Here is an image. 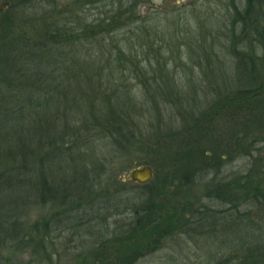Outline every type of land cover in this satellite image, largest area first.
I'll return each mask as SVG.
<instances>
[{
    "label": "rangeland",
    "instance_id": "obj_1",
    "mask_svg": "<svg viewBox=\"0 0 264 264\" xmlns=\"http://www.w3.org/2000/svg\"><path fill=\"white\" fill-rule=\"evenodd\" d=\"M109 17L115 18L113 23H107ZM100 20L105 21L101 34L93 35ZM63 27L70 43L62 45L66 38L61 36L60 42L53 41L67 54L60 68L64 74L61 85L79 96L90 93L89 86L99 88L98 82L105 83L104 92L95 91L99 102L93 100L86 107L93 110L89 119L78 120L77 133L68 143L65 155L71 152L79 157L74 167H68L78 175L70 173L68 179L76 181L73 187L77 191L90 185L97 192L104 191L108 205L98 208L96 229L75 231L63 229L66 223H55L56 215L64 216L66 208L54 207L50 199L45 206L37 204L35 194H29L23 198L27 205L23 202L21 206L19 196L5 195L10 197L5 201L3 193L0 205L12 216L4 218L0 213V264H264V208L257 206V199L249 193L253 199L241 208L240 230L225 222V227L223 223L203 234L190 232L192 191L189 183L175 184V170L171 169L178 144L184 148L182 153L189 151L187 159L192 162L201 145L195 141L202 143L207 136L208 141L209 112L242 129L243 185L246 177L255 178L257 170L264 169V106L261 114L253 116L254 108L245 113L242 105L249 73V82L256 80L254 74L263 79L264 1L0 0V43L41 41ZM173 33L175 46L168 50L163 41ZM242 68L247 76L239 74ZM79 71L87 73L81 78ZM103 98L111 100L106 101L109 107ZM259 101L264 102V97ZM99 107L112 111V117L101 122L103 118L96 115ZM116 120L121 125L117 124L118 130L112 128ZM103 123L100 130L98 125ZM220 126L222 134L225 130V135H230L229 127ZM239 127L234 129L239 132ZM120 129L127 135L132 131L128 144L120 137ZM123 140L124 147L118 149L116 145ZM214 145L208 141L213 158L219 159L223 151ZM144 166L154 170L149 183L123 181L129 172ZM57 171L60 173L50 187L64 179L61 165ZM247 188L243 190L244 202ZM136 211L144 232H149L147 214L150 221L158 219L162 228L171 232L157 242L143 232L140 239L117 243L115 238L129 230L127 224ZM14 219L31 231L36 225L46 231L33 240L19 232L13 235ZM3 220L5 225H1ZM47 230L51 235H46ZM21 238L28 241L21 242Z\"/></svg>",
    "mask_w": 264,
    "mask_h": 264
},
{
    "label": "trees",
    "instance_id": "obj_2",
    "mask_svg": "<svg viewBox=\"0 0 264 264\" xmlns=\"http://www.w3.org/2000/svg\"><path fill=\"white\" fill-rule=\"evenodd\" d=\"M131 15H134V11L132 13L130 12V19L132 18ZM113 19L112 17L106 18L108 21L107 23H113ZM103 22L105 21L100 20L97 22L92 32L93 35L101 34L100 31H102V29L100 26ZM89 26L90 25H87L84 28L88 29ZM66 29L65 27L56 28L57 31L53 35L44 36L40 39L41 41L31 42L26 40L20 44L15 41L5 44L0 43V186L2 185V190L0 188V195L4 193L5 201H10V197L5 195L13 194L19 196L21 206L23 202V206L27 205L23 198H27L29 194H35V201L37 204H46L45 206H47L48 199H50V203L52 205L54 204V207L58 204L66 208L64 216L60 214L56 215V217H58V220L55 221L56 224L62 223L63 226V223H66L63 229L67 230L90 231L97 228V210L98 208L103 210V208L108 205V196L104 197L103 194L106 193L102 190L97 192L96 189L92 188V185L87 188H79L77 191V189H75L76 187H73L77 185L76 181L68 179L70 177L69 174L72 172L68 167L72 166V164H74V167L75 164L78 163L79 157H77L75 153L71 154V152L68 156L65 154L70 149H68V143L73 141L77 133V123L81 118L84 122L87 121L91 112H93L91 108L88 110L86 107L93 102V100H97L94 98L95 91L104 92L102 86L105 83L98 82L100 85L99 88L89 86L90 93H83V95L79 96L73 95L70 91L72 88L66 89L61 85L60 80L64 77V74H61L60 68L66 63L64 58L67 54L63 52V50H60L59 42L61 40H59V38L60 36L61 38H66ZM173 35L174 36L169 38L167 37V39L164 38L163 42L168 44V46L166 45L168 50H173L175 46V44L172 43L175 41V33H173ZM55 40L59 42L53 44ZM70 40L71 39L67 37L65 40L61 41L62 45H68ZM120 56L124 55L120 53ZM121 58L122 57L118 60V64L122 62ZM242 69L244 70L245 68ZM69 72L70 71H65V73ZM79 72L81 78L87 73L86 71ZM247 73L246 70L239 72L242 76H247ZM111 74L114 75L113 73ZM254 76L256 77L255 81L259 80V85L257 84L258 86L255 89H249V87L255 83V81L250 80L251 83L254 82L250 84L249 77L251 79V73H249L243 87L246 89L242 90V96L245 100V102H242V105L243 112H253L254 108L255 112L253 116H257L261 114V110L264 106V102L259 101L264 97V74H261L263 79H259L256 74H254ZM114 78L115 76H113V79ZM106 83H108V81ZM167 84H169V82L166 83V85ZM102 100L106 104L108 103L106 101H111L106 98ZM71 101L73 103L69 104ZM96 102L99 101L97 100ZM109 103L107 107H109ZM45 113L47 116H45ZM97 114L99 117L103 118L101 122H105L106 119L109 120V115L110 117L113 115L112 111L103 110L100 107L96 110V115ZM99 117L96 119H99ZM113 123L112 128L114 130H118L117 124L121 128L119 120ZM87 124L89 128V122ZM104 125V123L99 124L98 128L102 130ZM106 126L109 127L107 123ZM90 130L92 129H89V131ZM119 131L123 132V134H120V137L128 144L132 136V131L129 135H127V133L125 134V130L120 129ZM45 132H47V137ZM80 134L81 132H79V138ZM108 135L112 136L111 133ZM124 140L118 142V145H116L118 149L124 147ZM94 142L95 139L92 143L93 145ZM92 144H90V146ZM71 150H73V148ZM179 150L181 151V167L183 170L187 171L190 168L188 166V159L190 158L189 151L185 149V153H182L184 150L182 146ZM176 151L177 150H175V152ZM83 156L85 157L86 155ZM184 162H186V164H183ZM60 165L62 170L64 169V174L61 173L60 176L64 177V179H57L55 182L56 185L53 184L54 186L50 187L49 183L51 180L53 183V178L58 176L56 174L60 173V171L59 173L57 171ZM173 168L174 164L171 169ZM71 175L75 176L78 174L75 171V173H71ZM185 176H187V174ZM85 177H87V174H85ZM246 182L245 185H243L244 183L242 184V204L244 205L245 203V205H247L249 201L253 199L252 196L249 195L250 193L257 199V206L259 208H264V169H258L255 178L246 177ZM71 187L74 189L73 194L70 192ZM245 188L248 189L245 195L248 198H245L244 202L243 190ZM87 198L94 199L96 203L91 204L90 200ZM102 201H104V203L100 205ZM146 212L148 213V211ZM0 213L4 218H8L10 217L9 215H11V212L1 205ZM139 213L140 212L137 211L134 212L133 220L127 224L129 230L125 231V235L122 237L115 238V241H118L117 243L137 240L140 239V235H144L141 234L144 232L143 220L137 219ZM147 215L148 217H145V221L149 219L147 223L149 227L147 230H149V232L144 233L154 242L161 241L163 238L165 239L167 234L171 231L162 228L161 222L158 219L150 221L151 215ZM3 224L5 225L4 220L1 221V225ZM44 226L48 228L47 224ZM42 231L46 230H41L38 225L31 231L26 225L20 223L19 220L14 219V221H11V232L13 235L19 232L23 237L26 238V235H28V237L33 240L34 236H39ZM55 231L57 230H54V232ZM46 235H51L50 231L47 230ZM22 239L23 238L20 240L21 242L28 241L27 239ZM45 239H47V236L44 240ZM109 250L110 249L107 248L105 253L109 254ZM117 263L119 262H116V264Z\"/></svg>",
    "mask_w": 264,
    "mask_h": 264
},
{
    "label": "flooded vegetation",
    "instance_id": "obj_3",
    "mask_svg": "<svg viewBox=\"0 0 264 264\" xmlns=\"http://www.w3.org/2000/svg\"><path fill=\"white\" fill-rule=\"evenodd\" d=\"M208 126L211 133L209 142L215 143L223 151L219 159L213 158L208 148L207 138L201 144L198 153H194L193 161L188 162L190 167L187 171L181 167V155L178 147L176 148L175 184L184 185L189 183L192 197L189 202L190 214L189 224L190 232L213 231L212 228H219L224 223H232L231 227H237L238 230L243 225L240 223L242 218L241 208L242 198V160H243V133L242 129L236 123L221 120L222 116L209 112ZM217 118V121L215 119ZM229 127L230 135L222 134L221 126ZM222 127V128H223ZM239 127V132L234 129ZM185 129V128H184ZM207 132V131H206ZM205 145V146H204ZM238 170L237 172H235ZM187 174V176H185ZM235 217V218H233ZM243 219V218H242ZM226 222V224H225ZM236 222L237 224L235 225Z\"/></svg>",
    "mask_w": 264,
    "mask_h": 264
},
{
    "label": "water",
    "instance_id": "obj_4",
    "mask_svg": "<svg viewBox=\"0 0 264 264\" xmlns=\"http://www.w3.org/2000/svg\"><path fill=\"white\" fill-rule=\"evenodd\" d=\"M154 177V170L151 166H144L141 168H136L128 173L123 181H130L138 184H147Z\"/></svg>",
    "mask_w": 264,
    "mask_h": 264
}]
</instances>
